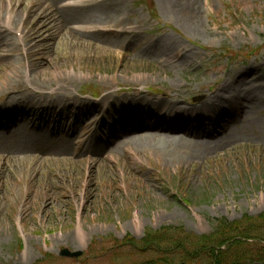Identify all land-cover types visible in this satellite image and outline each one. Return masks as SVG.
Returning a JSON list of instances; mask_svg holds the SVG:
<instances>
[{
    "label": "rangeland",
    "instance_id": "1",
    "mask_svg": "<svg viewBox=\"0 0 264 264\" xmlns=\"http://www.w3.org/2000/svg\"><path fill=\"white\" fill-rule=\"evenodd\" d=\"M50 1L56 5L64 2ZM141 1L87 2L91 12L101 5L105 13L115 11L122 23L91 25L90 35L75 32L77 36L61 35L41 44L37 61L44 73H51L44 77L55 80V74L69 75L75 81L69 87L71 95L85 102L84 113H89L87 103L115 93L130 101L168 104L177 100L183 108H198L211 94V87L218 86V74L231 80L240 72L242 76L230 81L229 87L248 107L246 118L231 125L225 145L219 141L226 133L209 143L203 137L197 142L186 139L181 149L193 157L187 162H168L153 150L135 154L123 147L115 148L106 161L96 165L87 159L39 166L30 159L19 163L0 158V264L45 260L49 264H121L110 251L102 256L112 239L132 238L131 248L137 252L147 230L180 228L201 236L210 234L217 220L233 223L244 215L257 217L264 212V49L249 59H232L221 53L222 49L246 52L264 48V0H197L194 6L189 0L182 8L186 13L199 12L198 35L168 14L165 0H152L154 15ZM10 3L15 5L13 15H25L31 8L48 10L52 5L46 0H0L4 14L12 7ZM12 30L10 36L16 40ZM167 37L175 39L174 50L189 52V65L177 73L164 65L167 59L161 53H154V47ZM18 50L13 57L21 59L23 51ZM11 69L0 63V86ZM18 78L13 89L20 92L12 95L19 98L58 92L57 84L39 92ZM199 96L204 99L196 103ZM5 100L6 95H1L0 104ZM170 119L162 125L188 131L201 125L198 117L187 114ZM148 121L157 119L151 115ZM205 126L207 130L195 135L208 132L213 122L208 120ZM156 144L167 146L163 141ZM137 222L142 227L135 231ZM77 226L86 234L83 246L76 238ZM63 248L80 251L82 256L71 261L59 258ZM152 256L146 253L143 258ZM134 257L131 262L142 259ZM122 258L125 261L128 256ZM176 259L174 264H178Z\"/></svg>",
    "mask_w": 264,
    "mask_h": 264
},
{
    "label": "bare ground",
    "instance_id": "2",
    "mask_svg": "<svg viewBox=\"0 0 264 264\" xmlns=\"http://www.w3.org/2000/svg\"><path fill=\"white\" fill-rule=\"evenodd\" d=\"M46 1L52 4L48 7L50 12L47 9L33 10L31 8L25 15H13L15 12L13 3H10L12 7H8L5 14L0 8V15L5 16L0 18V25L6 28L5 33L0 32V53L3 52L0 63L12 67L8 70V80H3L0 86V96L6 95V100L0 104V158L9 161L17 160L19 163L21 160L30 159L35 165L39 163V166H43L45 162L87 159L89 163L96 165L106 161L109 152H113L117 147H123L135 154L144 153L150 149L168 162H187L193 157L190 152L181 149L182 143L186 139L197 142L198 139L194 133L205 130L206 127L204 125L196 127L194 133L170 126L161 128V123L164 122L162 117H168L174 112L179 115L188 113L202 119L212 117L213 128L208 132L204 131L199 137H203L202 141L209 143L208 141H212L221 133H226V138L219 141L221 145L229 142L227 136L231 125L238 119L246 118L248 107L229 87L230 81H236L242 76L240 72L233 74L231 80L218 74L216 77L218 86L211 87V94L206 102L197 108L200 110L182 108L177 105V100H169L168 104L154 100L117 99L118 102H115V96L110 95L103 99V102L106 101L104 106L99 104V107H95L90 114L85 115V103L68 91L73 84L69 75L55 74V80L44 77L46 74L50 76L51 73H44L41 63L37 61L41 44H49V39L58 38L61 35L77 36L75 32L91 34L90 30L88 32L85 28L68 26L72 23L106 25L114 22L119 24L120 19L113 10L102 14L91 12L89 8L76 10L84 5L83 3L71 6L72 8L70 6L58 8L56 3ZM165 2L168 14L172 18L179 21L192 34H199V12L193 10L186 13L182 8L190 3L189 0H165ZM190 4L196 5L197 0H191ZM51 8L55 10L51 11ZM96 9H103V7ZM14 24L22 26V37L17 41L10 36L11 26ZM175 43L174 38L167 37L154 47V53H161L167 59L163 61L164 65L177 73L189 65V52L183 49L174 50ZM18 46L22 48L24 58L13 57V53L18 51ZM16 65L19 67H13ZM17 77L19 80L28 82L39 92L51 89L58 82V92H51L48 101L42 95L40 99L19 98L12 95V92H20L18 88L13 89L15 86L13 82L17 84ZM165 97L167 100L169 95L165 94ZM72 100L74 104L71 103ZM40 110L41 114H37ZM151 115L159 118L155 125L147 122ZM141 130H145L148 134L144 137L138 136ZM160 141L167 146L156 144ZM34 173L35 170L32 175ZM51 182V179L47 181L48 184ZM139 227H142V224L137 222L135 231H138ZM75 234L83 246L86 234L81 226L76 227Z\"/></svg>",
    "mask_w": 264,
    "mask_h": 264
},
{
    "label": "trees",
    "instance_id": "3",
    "mask_svg": "<svg viewBox=\"0 0 264 264\" xmlns=\"http://www.w3.org/2000/svg\"><path fill=\"white\" fill-rule=\"evenodd\" d=\"M169 229L145 234V247L156 245L155 259L147 264H169L170 252L182 250L183 257L207 255L210 264H244L264 261V212L257 217L248 215L233 223L218 221L209 236L196 237L181 230ZM162 250L163 254L158 251ZM190 250V251H188Z\"/></svg>",
    "mask_w": 264,
    "mask_h": 264
},
{
    "label": "water",
    "instance_id": "4",
    "mask_svg": "<svg viewBox=\"0 0 264 264\" xmlns=\"http://www.w3.org/2000/svg\"><path fill=\"white\" fill-rule=\"evenodd\" d=\"M61 254H62L63 256H70V257H77V256H78V254L71 255V254H69L67 251H63Z\"/></svg>",
    "mask_w": 264,
    "mask_h": 264
}]
</instances>
